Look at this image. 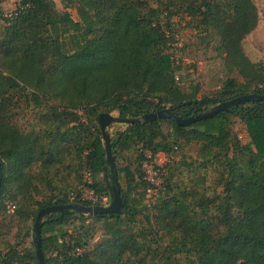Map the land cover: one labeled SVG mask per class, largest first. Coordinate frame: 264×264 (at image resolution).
Wrapping results in <instances>:
<instances>
[{"label":"trees","instance_id":"obj_1","mask_svg":"<svg viewBox=\"0 0 264 264\" xmlns=\"http://www.w3.org/2000/svg\"><path fill=\"white\" fill-rule=\"evenodd\" d=\"M4 1L0 214L11 200L13 217L31 224L24 234L28 247L6 244L0 264H38L32 227L40 208L110 202L101 113L132 118L167 108L187 117L236 96L264 95V64L252 62L243 50L259 20L253 0H75L77 21L57 10L54 0H16L8 17ZM178 15L216 38V52L225 55L243 85L227 78L212 95L201 97L180 87L172 22ZM23 102L37 111L30 131L15 121ZM234 118L245 125L246 143L232 130ZM191 143L198 145L192 170H212V189L196 182L181 186L174 178L182 175L184 162L173 158L162 190L145 202L151 187L141 167L146 151H173L174 157L180 145ZM110 148L122 210L45 215L40 225L45 264H264V101L242 102L188 126L170 118L127 125L110 138ZM125 151L131 157L119 166ZM61 169L78 184L86 173L83 185L96 202L81 200L76 187L68 191L67 184H53ZM40 186L49 192L35 198ZM141 221L152 228L150 236L137 228ZM97 224L104 238L89 249ZM69 225H76L74 233L64 230Z\"/></svg>","mask_w":264,"mask_h":264},{"label":"rangeland","instance_id":"obj_2","mask_svg":"<svg viewBox=\"0 0 264 264\" xmlns=\"http://www.w3.org/2000/svg\"><path fill=\"white\" fill-rule=\"evenodd\" d=\"M253 1L258 9L259 20L256 28L244 39L243 50L252 62L264 64V0ZM54 3L57 10L68 11L72 19L76 21L79 19L75 8V0L65 2L54 0ZM15 5L16 0H5L4 5H2L4 14L14 10ZM172 22L175 30L176 42L179 43V46H177L178 48L174 50V55L177 57L179 63L177 72L179 78L178 83L183 90L187 92L196 90L197 97H201L212 95L216 90L221 88L223 82L227 78H235L239 84H244V79L232 68L225 55H220L216 52V38L204 36L196 27V22L185 15L173 17ZM170 51L173 52V47L170 48ZM19 106L20 107L15 111V121L20 127L30 131L31 126L36 124L37 111L33 108V105L25 102L21 103ZM112 114L113 116H117V112L115 111H113ZM126 126L127 125L124 123L111 124L107 129L110 138L117 132L122 131ZM231 127L233 132L243 143L248 141L244 123L234 118L232 119ZM163 130L165 133L169 131L167 123L163 124ZM197 153V144L191 143L189 145L179 146L178 152H176L173 157L175 160L174 162L183 161L185 164L182 163L180 167L182 175H180V177L176 175L174 179L180 183L181 186L191 185L196 182V185L201 189L211 190L215 173L210 169L207 171L200 168H196L195 171L192 170L193 166H196L198 162ZM128 156L129 158L131 157L128 151L120 154L118 157V165H126L128 163L127 159H129ZM187 163H190L191 166H188ZM59 171V176L53 184L61 188H64L67 184L68 191L76 187L77 191L80 192V198L83 197L85 200L91 201L92 195L89 189L83 185L84 182L89 180L86 173H84L80 184H78L77 180L72 179L73 174L69 177L67 174L65 176L66 171L62 169ZM40 190L41 194L37 195L35 198H40L42 195L47 194L45 191L49 192L46 186H40ZM73 195L74 193H71V197ZM150 198L151 197L146 198L145 202H150ZM9 202H11V200L6 201L5 204L7 205ZM12 203L14 202L12 201ZM108 204L109 202L106 203L105 201L102 205ZM13 215L14 212L9 211L6 206L5 210L0 214V250L2 252L6 250L5 245L8 243H14L19 249L27 248L29 245V239L24 236V234L26 228L30 226L31 223L22 224L13 217ZM140 219L143 220L142 217H139V220ZM141 224L142 225L138 223L137 228L146 230V233L150 236L152 228H149L144 221H141ZM75 226L76 225L66 226L64 230L67 231L68 234L74 233V230H76ZM67 238L68 236H65V239ZM103 238L100 224L95 225V230L88 248L91 249L95 247Z\"/></svg>","mask_w":264,"mask_h":264},{"label":"water","instance_id":"obj_3","mask_svg":"<svg viewBox=\"0 0 264 264\" xmlns=\"http://www.w3.org/2000/svg\"><path fill=\"white\" fill-rule=\"evenodd\" d=\"M250 101H264V95L260 94H244L241 96H236L229 100L220 102L211 108L205 110L204 112L198 113L196 115L181 117L173 114L169 109L162 108L154 112L143 114L139 117L132 118H120L118 116H113L110 113H101L98 116V125L101 132V138L104 143L106 163L108 164V170L110 173L111 184L110 188V202L108 205H84L78 203H70L65 205H50L40 208L35 216L32 232L34 234L35 243V255L38 260V264H45L43 255L40 249V225L42 218L47 214H52L56 212H76L83 215H95L104 213H118L123 208V200L120 195L119 186L114 173V163L112 152L110 148V136L108 134V127L113 123H124L126 125H131L134 123H146L158 118H170L176 122L179 126H188L196 121L204 120L206 118L212 117L219 111L227 110L230 106H236L242 102ZM0 184H1V171H0Z\"/></svg>","mask_w":264,"mask_h":264},{"label":"built area","instance_id":"obj_4","mask_svg":"<svg viewBox=\"0 0 264 264\" xmlns=\"http://www.w3.org/2000/svg\"><path fill=\"white\" fill-rule=\"evenodd\" d=\"M14 10L7 12L4 14L5 16H11ZM176 45L179 46V43L176 42ZM173 159V151L164 153V152H156L154 154L150 152L145 153V159L141 163L142 171L144 172L145 179L149 181L151 187L146 189L147 195L153 199L156 193L162 190L163 187V176L166 173V168L168 164ZM91 193V202L95 203L97 198L94 196L93 192L89 190ZM81 200H85L83 197ZM8 210L12 211L14 209V205L12 203L7 204Z\"/></svg>","mask_w":264,"mask_h":264},{"label":"crops","instance_id":"obj_5","mask_svg":"<svg viewBox=\"0 0 264 264\" xmlns=\"http://www.w3.org/2000/svg\"><path fill=\"white\" fill-rule=\"evenodd\" d=\"M2 5H4V2L2 3Z\"/></svg>","mask_w":264,"mask_h":264}]
</instances>
